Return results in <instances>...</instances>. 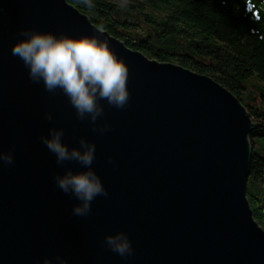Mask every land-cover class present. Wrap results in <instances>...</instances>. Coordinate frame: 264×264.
Returning a JSON list of instances; mask_svg holds the SVG:
<instances>
[{
  "label": "water",
  "instance_id": "1",
  "mask_svg": "<svg viewBox=\"0 0 264 264\" xmlns=\"http://www.w3.org/2000/svg\"><path fill=\"white\" fill-rule=\"evenodd\" d=\"M24 30L109 40L129 66L128 105L100 103L93 131L61 90L34 83L12 54ZM51 113L52 120L48 119ZM255 122L241 98L210 74L129 46L69 0H0V264H264V227L248 197ZM64 129L69 150L96 144L92 169L109 193L86 217L55 177L87 171L57 163L42 142ZM112 157V163H109ZM125 232L134 254L104 243Z\"/></svg>",
  "mask_w": 264,
  "mask_h": 264
},
{
  "label": "trees",
  "instance_id": "2",
  "mask_svg": "<svg viewBox=\"0 0 264 264\" xmlns=\"http://www.w3.org/2000/svg\"><path fill=\"white\" fill-rule=\"evenodd\" d=\"M69 1L129 46L210 74L237 94L255 122L250 175L264 179V155L255 141L264 138V91L249 92L252 85L264 86V0H143L125 6L92 0L91 9L82 0ZM147 6L166 15L157 18ZM248 197L264 227V204L249 190Z\"/></svg>",
  "mask_w": 264,
  "mask_h": 264
},
{
  "label": "clouds",
  "instance_id": "3",
  "mask_svg": "<svg viewBox=\"0 0 264 264\" xmlns=\"http://www.w3.org/2000/svg\"><path fill=\"white\" fill-rule=\"evenodd\" d=\"M82 3L89 9L94 7L92 0H82ZM22 35L28 38L16 43L12 54L28 67L30 79L34 83L43 81L45 90L50 93L61 90L75 108L79 120H89L93 131L108 132L111 127L109 124H97L104 115V107L100 102L107 101L109 106L123 109L130 99L129 66L124 59L118 58L109 40L96 35L73 38L64 34L57 36L52 32L29 30H24ZM48 119L52 120L51 113ZM49 133V136L42 137V142L55 154L58 164L77 161L87 168V171L75 174L69 169L63 176L55 177L60 190L80 201L73 207L72 214L86 217L97 196L109 195L100 176L91 167L96 144L82 138L78 148L69 150L68 145L62 142L63 128H51ZM13 163L12 151H0V165L10 166ZM109 163H112V157H109ZM104 243L123 258L134 254L131 241L123 231L106 236ZM58 259L60 264H68L67 260ZM44 264L51 262L46 259Z\"/></svg>",
  "mask_w": 264,
  "mask_h": 264
},
{
  "label": "rangeland",
  "instance_id": "4",
  "mask_svg": "<svg viewBox=\"0 0 264 264\" xmlns=\"http://www.w3.org/2000/svg\"><path fill=\"white\" fill-rule=\"evenodd\" d=\"M110 1L117 3L119 6H125L127 4H135L136 2L143 0H110ZM137 8L140 7L137 6ZM145 10L151 12L157 18L164 17L166 15V11L164 9H157V8L154 9L151 6H147ZM174 62H178V61H174ZM252 78L254 77H251L247 81L249 83H251L252 81L254 82L255 79ZM262 87L264 86L263 85L259 86L258 84L256 86L252 85L250 87L249 92L250 91L262 92L264 91ZM245 96L248 97L247 94H245ZM255 141H256L257 151L262 155H264V138H255ZM248 190H249V194L252 195L259 204H264V179L258 180L253 175H250L248 178Z\"/></svg>",
  "mask_w": 264,
  "mask_h": 264
}]
</instances>
